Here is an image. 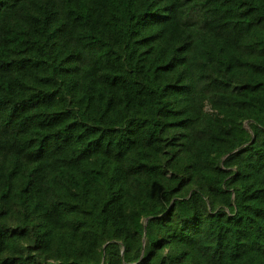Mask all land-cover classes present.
<instances>
[{
    "label": "trees",
    "instance_id": "obj_1",
    "mask_svg": "<svg viewBox=\"0 0 264 264\" xmlns=\"http://www.w3.org/2000/svg\"><path fill=\"white\" fill-rule=\"evenodd\" d=\"M0 264H264V0H0Z\"/></svg>",
    "mask_w": 264,
    "mask_h": 264
}]
</instances>
